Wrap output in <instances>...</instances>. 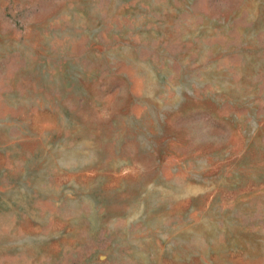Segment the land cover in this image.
I'll use <instances>...</instances> for the list:
<instances>
[{
    "label": "rangeland",
    "instance_id": "1",
    "mask_svg": "<svg viewBox=\"0 0 264 264\" xmlns=\"http://www.w3.org/2000/svg\"><path fill=\"white\" fill-rule=\"evenodd\" d=\"M0 264H264V0H0Z\"/></svg>",
    "mask_w": 264,
    "mask_h": 264
}]
</instances>
